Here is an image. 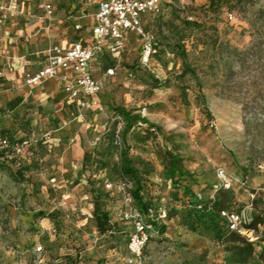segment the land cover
<instances>
[{"label":"rangeland","instance_id":"obj_1","mask_svg":"<svg viewBox=\"0 0 264 264\" xmlns=\"http://www.w3.org/2000/svg\"><path fill=\"white\" fill-rule=\"evenodd\" d=\"M96 1L58 0V20L28 21L25 37L0 35V139L8 140L0 146V264H125L133 221L121 189L125 151L143 174V203L169 213L143 264H232L245 243L253 246L247 264H264V0L164 3L145 27L160 46L186 51L190 70L183 76L182 59L162 53L137 68L130 35L118 58L105 53L102 64L115 74H99L102 92L85 120L74 121L52 98L27 95L18 59L34 70L45 42L91 40ZM123 112L141 115L144 126L126 132ZM169 154L181 161V176L171 178ZM219 170L233 180L230 190ZM222 190L231 192L229 211L244 217L239 231L190 211L196 194L218 199ZM98 193L107 234L93 217Z\"/></svg>","mask_w":264,"mask_h":264},{"label":"built area","instance_id":"obj_2","mask_svg":"<svg viewBox=\"0 0 264 264\" xmlns=\"http://www.w3.org/2000/svg\"><path fill=\"white\" fill-rule=\"evenodd\" d=\"M170 0H98L96 1L95 25L93 28V42L84 45L76 42L70 46L50 45L45 51V65L36 73H28L24 85L37 87L44 81L53 80L63 85L67 102L74 108L72 119L85 120V111L90 108L91 102L103 90L101 81L94 78V71L100 64L97 60L101 57L103 49L107 46L113 54H119L125 47L127 36L134 33L141 44L142 52L140 64L148 66L150 60L158 54L155 37L148 33L142 23L147 14L160 13L163 2ZM32 4L40 9L49 23L54 20L55 6L51 0H32ZM3 9L0 7V10ZM231 19L232 16L230 17ZM170 56V55H169ZM98 64V65H97ZM105 76H113L114 70L109 69ZM132 77V75H130ZM146 110H144L145 112ZM145 114L143 113V116ZM120 129L125 125L121 117H117ZM143 127L144 125L140 123ZM154 131V129H151ZM114 143L121 145L120 131L115 134ZM8 141L0 140V146L6 148ZM221 188L230 190L233 180L225 171L219 170L217 174ZM129 207L132 221V230L127 243L128 258L125 264H143L144 252L154 239L162 236L161 224L167 218L165 207L155 209L149 206L146 212L134 207L133 183L125 180L121 188ZM165 200V199H163ZM216 198L204 199L201 194H196L195 209L200 212H213ZM220 218L225 222L231 232L239 231L244 223V217L231 211H223ZM42 252V248L37 249Z\"/></svg>","mask_w":264,"mask_h":264},{"label":"trees","instance_id":"obj_3","mask_svg":"<svg viewBox=\"0 0 264 264\" xmlns=\"http://www.w3.org/2000/svg\"><path fill=\"white\" fill-rule=\"evenodd\" d=\"M51 2L55 6V15H57V12H56L57 10L56 9H57L58 5L60 4V2H58V0H51ZM164 3H168V2H163L161 4L160 13H158V14H147L142 19V23H143V26H144L145 30L148 33L152 34L154 37H155V35L152 32H149L146 29V27H145V19L147 17L155 18V17L160 16V14L162 12V5ZM94 25H95V23H94ZM93 28H94V26H93ZM130 35H135V34L134 33H129L128 36H127V40H128V37ZM135 37L137 38V41H138V37L136 35H135ZM127 40H126V43H127ZM155 42H156V48L158 49V54L157 55H160L162 53L163 56L168 58V59L175 58V56L178 55V57H180L182 59L183 64H184V68H185L183 76L186 74V72H188L190 70L189 69L190 67L188 65V60H187L188 56H187L186 51H184V50L180 51V49L171 51V50H169V49H167L165 47H162V46L159 45L156 37H155ZM126 43H125V47H126ZM138 43H139L140 53H139V61H138L137 68H150L152 66V61H153L155 56L150 60V64L148 66L141 65L140 64V57H141L142 48H141V44H140L139 41H138ZM106 49H108L107 46L103 49V53H102L101 57L97 60V62L99 64H101V66H97L95 71H94V78L96 80H99L96 77V74L101 73V72L105 73L107 70L111 69V68H109V69L106 68V66L102 64V61L104 62V60L106 58V54H105V50ZM122 51H120L119 54H113L112 53L111 55L114 56V58H118ZM157 64H158L157 66H161V62H158ZM112 70H114V69H112ZM130 75H133V73H130ZM99 81H101V80H99ZM123 115L128 120L127 125L125 127V131L126 132L129 131L135 125V122H140V123L146 122L145 119L142 118L141 115H130V113H125V112H123ZM150 130L151 129H148V131H147L148 134H149V132H151ZM144 134H146V133H144ZM5 154H6V150L3 149V151L0 152V160L3 159L6 156ZM169 156H170V162H171V168L169 169V173H170L171 178H174L176 175L181 176V174H183L182 168L180 166L181 161L176 156H174L172 154H169ZM143 165H144L143 166V171L145 172V174H148L149 172L147 171L148 170L147 166L145 165V163ZM121 173H122L123 176L128 177L129 180L135 184L136 187L134 188L133 200L134 201L137 200V203L139 204L138 206H140L141 209H143V210H141L142 212L145 213L149 206H152L155 209H158V207L155 204H153V203H148V204L143 203V200H142L143 197H141V194H142V182H141V179H140L141 175H143V174L141 173V171H139L134 166L133 162L130 161V159L128 158V153L126 151L121 154ZM186 194H187V192L184 189L183 196H185L187 198ZM230 194H231L230 191L222 190V191L219 192V196L220 197L218 199H216L213 212H200V211L196 210L195 209L196 198H195L194 205H192L190 211L194 212L195 215H197V217L199 218L200 221L203 220V218H206L208 221H211L212 223L221 222L222 224H225V222L220 218V213L223 212V211H228L229 210L228 204L230 202V199H228V197H229ZM100 198H101V196L98 193V198L93 201V206H94L93 217H94V220H95L96 227H97L98 231L101 234H107L108 232H110L112 230V226L110 225V219H109L108 213L106 211H104L103 206L101 205ZM166 212H167V210H166ZM168 214L169 213L167 212V216H168ZM163 230L164 229L161 228V231H163ZM130 233L131 232H129L128 237H127V243H128V240H129ZM252 253H253L252 244L245 243V245L243 247L237 248L236 253H235V257L232 259V264H247V263H249V261H250V259L252 257Z\"/></svg>","mask_w":264,"mask_h":264},{"label":"crops","instance_id":"obj_4","mask_svg":"<svg viewBox=\"0 0 264 264\" xmlns=\"http://www.w3.org/2000/svg\"><path fill=\"white\" fill-rule=\"evenodd\" d=\"M0 2H1L0 7L3 8L0 10V35L2 37H12V36L25 37L29 31L28 25H27L28 21H31L34 23L35 22L40 23V21L44 23L47 22V19L45 18L42 11L36 8L33 4L31 5L32 0H29V1L28 0H8V2H6V0H0ZM21 9L23 10V12H20ZM57 18L58 16L55 15L54 21L58 20ZM14 22L24 23V24L20 28L13 29V27L11 28V24H13ZM36 31L40 33L39 29H37ZM93 39L94 37H93V29H92L91 40L89 41H84L81 39V40L74 41V42H63L57 45L67 47L76 42H81L84 45H90L93 42ZM50 45H53L50 41L45 42L42 48L40 49V51H38V54H41L42 58H40L39 61L34 63L36 65V69L34 70H31L28 67V62L24 60V57H20L18 59L20 61L19 66H20L21 72L23 73L22 74V84H23L22 86L24 90L26 91L27 95L32 96L33 93L35 92L36 93L35 96L38 95L37 93H40V95H44L47 99L52 98V100L56 102L57 108L59 110H63L66 117L69 119L72 116L74 108L67 102L66 95L63 89V85L61 83L57 81H53V80H47L37 87H27L24 85L25 78L28 73H36L37 71H39L40 69L44 67L45 60H46L45 51ZM105 53L112 54L110 49H106ZM99 74L100 73L96 74V77L99 80H102L101 75ZM104 76L105 75L103 74V77ZM47 92L51 94H47ZM94 101L95 99L91 102V105Z\"/></svg>","mask_w":264,"mask_h":264}]
</instances>
